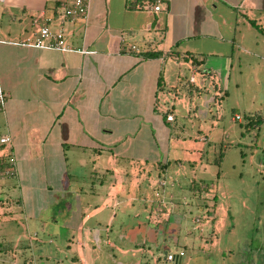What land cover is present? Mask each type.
Segmentation results:
<instances>
[{
  "label": "crops",
  "instance_id": "0c3cea01",
  "mask_svg": "<svg viewBox=\"0 0 264 264\" xmlns=\"http://www.w3.org/2000/svg\"><path fill=\"white\" fill-rule=\"evenodd\" d=\"M70 2L0 0V84L5 96L0 136L11 139L0 147V157L11 159L14 171L9 177L13 182L0 181V193L17 186L16 205L26 202L33 209L40 203L55 212L64 201L81 231L85 220L102 224L99 219L117 207V198L132 201L130 189L135 187L143 189L138 198L148 200L152 210L157 197L172 209L174 192L162 197L150 193L145 171L152 168L167 176L171 166L202 158L203 151L178 138L176 117L165 107L173 104L170 91L176 94L181 61L190 64L192 77L206 59L217 62L242 52L264 60V0H89L86 21L62 25L71 48L85 53L19 45L34 34V19H54L60 6ZM50 28L57 30L56 21ZM147 52L163 55L143 58ZM188 54L196 64L183 58ZM204 142L196 137L194 145ZM158 184L175 187L166 178ZM80 197L90 217L76 211ZM44 211L40 208L36 218L41 232L61 236L59 218L43 220ZM155 211L157 216L151 212L145 218L148 234L160 230L162 236L159 217L168 212ZM66 213L59 210V215ZM141 237L134 243L139 238L141 247L150 250L153 242ZM102 244L112 247L108 241Z\"/></svg>",
  "mask_w": 264,
  "mask_h": 264
},
{
  "label": "rangeland",
  "instance_id": "374dc122",
  "mask_svg": "<svg viewBox=\"0 0 264 264\" xmlns=\"http://www.w3.org/2000/svg\"><path fill=\"white\" fill-rule=\"evenodd\" d=\"M179 70L176 94L170 91L173 104L165 107L176 117L178 138L203 151L202 158L171 166L167 176L145 171L150 193L174 192L173 208L162 206L157 197L152 210L148 200L138 198L143 189L135 187L132 201L117 198V207L99 219L102 224L85 220L81 231L64 201L56 212L40 203L33 209L26 202L16 205L19 189L12 183V191L0 193V264H175L166 256L179 252L184 254L179 264H264V60L242 52L217 62L206 59L193 74V84L188 82L190 64L181 61ZM251 116L254 123H249ZM196 137L205 142L194 145ZM164 178L175 181V187L160 186ZM84 204L80 197L76 211L87 218ZM40 208L46 211L43 220L59 218L61 236L41 232ZM60 209L67 215H59ZM155 209L168 212L159 217L162 236L160 230L148 234L145 218L151 212L157 216ZM139 230L142 239L153 242L150 250L141 247L139 238L141 244L134 243Z\"/></svg>",
  "mask_w": 264,
  "mask_h": 264
},
{
  "label": "built area",
  "instance_id": "2783aa9c",
  "mask_svg": "<svg viewBox=\"0 0 264 264\" xmlns=\"http://www.w3.org/2000/svg\"><path fill=\"white\" fill-rule=\"evenodd\" d=\"M159 6L153 8L154 11H159ZM89 10V0H72L69 5H61L60 11L57 13L56 18L44 17L40 19H34L33 25L35 27L34 34L19 43V45L32 48L35 50L42 51H56L59 53H70L77 52L80 54L85 53L83 50H74L67 43L64 31L62 30V25L65 23H76L78 21H86L88 17ZM56 21L57 30H51L50 24ZM121 41L123 37L120 38ZM129 50L138 53L139 50L135 46H130ZM190 83H193V76L189 79ZM5 105V96L1 89L0 84V109H3ZM167 120H172L171 116L167 117ZM235 121L239 122L240 117L235 116ZM11 143V139L8 135L0 136V147L8 146ZM13 164L11 159L3 160L0 157V181L5 178L13 176ZM183 253L179 252L176 254H168L166 256L167 262H173L177 264L183 258Z\"/></svg>",
  "mask_w": 264,
  "mask_h": 264
},
{
  "label": "trees",
  "instance_id": "16d2710c",
  "mask_svg": "<svg viewBox=\"0 0 264 264\" xmlns=\"http://www.w3.org/2000/svg\"><path fill=\"white\" fill-rule=\"evenodd\" d=\"M163 54L160 53V52H155V53H150V52H147L145 54L142 55L143 58H146V59H150V58H160ZM185 60L188 59V60H191V63L192 64H196V61L194 60V56L192 55H187V56H184L183 57ZM255 116L254 117H249V123H254L255 122ZM219 160H220V157L217 159L216 161V164L219 163Z\"/></svg>",
  "mask_w": 264,
  "mask_h": 264
},
{
  "label": "water",
  "instance_id": "95a60500",
  "mask_svg": "<svg viewBox=\"0 0 264 264\" xmlns=\"http://www.w3.org/2000/svg\"><path fill=\"white\" fill-rule=\"evenodd\" d=\"M177 264H179V262Z\"/></svg>",
  "mask_w": 264,
  "mask_h": 264
}]
</instances>
